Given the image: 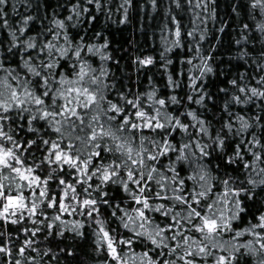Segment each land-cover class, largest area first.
I'll return each instance as SVG.
<instances>
[{"label":"clouds","instance_id":"9594fccd","mask_svg":"<svg viewBox=\"0 0 264 264\" xmlns=\"http://www.w3.org/2000/svg\"><path fill=\"white\" fill-rule=\"evenodd\" d=\"M0 264H264V0H0Z\"/></svg>","mask_w":264,"mask_h":264}]
</instances>
